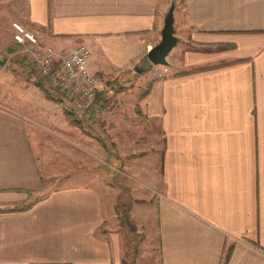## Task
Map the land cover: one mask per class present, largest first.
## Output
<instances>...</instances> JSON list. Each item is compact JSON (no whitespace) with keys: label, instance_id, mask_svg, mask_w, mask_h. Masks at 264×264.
I'll use <instances>...</instances> for the list:
<instances>
[{"label":"crops","instance_id":"obj_1","mask_svg":"<svg viewBox=\"0 0 264 264\" xmlns=\"http://www.w3.org/2000/svg\"><path fill=\"white\" fill-rule=\"evenodd\" d=\"M172 1L0 0V264H264V0H175L176 34L191 46L163 79L145 69L139 100L138 68ZM14 21L59 52L85 44L90 71L138 100L89 116L102 132L85 136L35 75L34 85L4 80L10 66L26 70ZM83 141L109 161L115 150L119 170L150 184L133 187L143 243L130 263L94 160L81 155L91 171L68 168ZM56 143L71 153L52 157Z\"/></svg>","mask_w":264,"mask_h":264},{"label":"rangeland","instance_id":"obj_2","mask_svg":"<svg viewBox=\"0 0 264 264\" xmlns=\"http://www.w3.org/2000/svg\"><path fill=\"white\" fill-rule=\"evenodd\" d=\"M12 24H13V22H12ZM12 28H13V25H12ZM28 30H30V29H28ZM30 31H32V30H30ZM32 32H34V31H32ZM14 33H15V31H14ZM36 35L38 36L37 33H36ZM176 35L180 38V41L175 46V48L172 50V52L169 56L170 65L168 67H166V66L165 67L153 66V65H151V63L148 62V65H146L142 68H138L141 70V73H140L141 76H138V84L143 86V89L141 90V92H143V94L140 97H139V94H137L136 90H133V91L129 90L128 91V89L130 88L129 85H124L123 83L119 82L118 80L108 81L107 83H104V79H102V77H101V80H102L101 87L103 90H102V93H100V94H102L101 95L102 97L105 94V102L100 101V104L103 103L104 105H106V107L108 109V108L114 107V105L116 103H118L119 101H121L122 99L127 101V102L133 103L136 100H138V97H139V100H140V98L142 99L143 95L145 97V95H147L149 92V86H150L149 79L146 77L147 71H145V69L149 68L148 69V73H149L148 76L149 77H150V75H153L156 78L163 79L167 75L164 77L163 76L160 77L159 71L164 72L163 70L166 68V69H168V73H169V67L171 66V62L179 61L181 54L186 49H189V46H191L190 44H188L186 37L184 35H182V34H176ZM13 39H14V35H13ZM20 49L22 51L21 47H20ZM22 53L25 55V57L23 59L24 67H26L25 72H20V73H17L16 71L13 72L12 67L10 66L7 69L8 72L5 73L6 76H4V80L6 82H8L9 84H10V82H12V83H14V85H19V84L24 85L26 83L28 85L37 84V83H35V77H34L35 72L31 66L30 61H29V55L24 53V52H22ZM171 57H172V59H171ZM19 69H20V67H19ZM133 82L134 81H131L132 85L135 84V83L133 84ZM40 83L44 86L42 81H40ZM123 86H125L126 88ZM125 91H127V92H125ZM54 94H57V93H54ZM100 94H98V96ZM120 95H121V98H119ZM97 100H98V98H97ZM106 113H107V110H106L105 114ZM89 116L86 115V116L79 117V116L74 114V116H72V118H74L76 120L78 119L80 121L79 122L80 124H75V123H73V124L75 126H77L78 128H80L84 132L85 136L93 135L94 137H97V136L100 137V133L102 132L101 121H100L101 119H99L98 121H92L90 119V121H88ZM138 117H140V115H138L137 108L134 106L130 107V110L127 111V117L126 118L130 120V124L132 126H134L136 124L135 120ZM69 120L71 121V119H69ZM149 128L150 127H148V129ZM132 129H134V127H132ZM135 136L136 135H133V134L127 135L126 143L128 144V146L129 145H132V147L135 146V144L137 143V142H135V138H136ZM101 138H102V136H101ZM48 142L54 144V141L50 142V139L48 140ZM106 142H109V141L106 140ZM58 144H60V143H58ZM58 144L55 147V148H57L58 152H56V154H55V152H53L52 157H58L59 158L60 155L65 156V155H67V153L68 154L71 153L70 151H68L69 146H65L63 144L58 145ZM82 145H83V148L80 147V149H82L83 151L81 150L80 151L81 153L79 154L80 165H78L79 161L78 162L72 161V163L70 164V166L68 168H70L72 171L79 172V171H82L86 167L89 171H91L90 165H87L88 166L87 167L86 164L81 162L83 159V156H81V155L83 154L86 157H89L88 158L89 161H90L91 157L94 160V167H93L94 173L93 174L95 175L96 186L100 187L101 190L103 192H105L106 197H108V195H110L111 198H116V205H115L114 209H115V213L118 215V220L115 222L116 224L114 226V229L116 231L120 232V234L122 235V243H123L122 246L124 247V258L127 260V262L130 263L131 259L133 258V255H134V248H135L136 244L138 247V251L140 252V250L142 248V243H143L142 234L137 232V228L134 225V222H132L130 220V217H131L130 209H131L133 203L135 202V198H134L135 194L134 193H136V192H134L133 187L138 186V188H140V189H146L147 192H151L152 190L150 189V186H149L150 184L148 181L143 180V178L142 179L140 177L137 178L131 172L129 174H124L122 172L123 171L122 168L124 166L123 165V159L122 158L118 159L119 156L115 150H113L115 153L113 154V156L110 158V161H109L108 159H106V157H104L102 155L101 156L98 154H95V155L89 154L88 155V153L86 151V146H87L86 141H83ZM63 148H66V150ZM108 149H111V148L109 147ZM63 159L66 160V158H63ZM104 166L106 167V171H103ZM119 169H121L122 171ZM109 183L114 184V186L116 188L110 187V189H104L103 190L102 189L103 186L104 187L106 185L110 186ZM117 188H119L121 190H119ZM154 192H155V194H157V193L159 194V191H157V190ZM139 193H141V192H139ZM139 193H137V194H139ZM117 210H119L118 211L119 213L117 212ZM102 231L104 232L103 229H102ZM130 264H134V261L132 260V263H130Z\"/></svg>","mask_w":264,"mask_h":264},{"label":"built area","instance_id":"obj_3","mask_svg":"<svg viewBox=\"0 0 264 264\" xmlns=\"http://www.w3.org/2000/svg\"><path fill=\"white\" fill-rule=\"evenodd\" d=\"M14 41L29 55V61L38 80L48 91L59 93L65 106L75 115L96 118L105 114L107 107L97 101L102 93V80L89 68L91 50L80 44L67 52H59L47 45L36 33L20 22H13ZM165 67V66H162ZM159 76L168 74V69Z\"/></svg>","mask_w":264,"mask_h":264},{"label":"water","instance_id":"obj_4","mask_svg":"<svg viewBox=\"0 0 264 264\" xmlns=\"http://www.w3.org/2000/svg\"><path fill=\"white\" fill-rule=\"evenodd\" d=\"M175 7L176 1L173 0L164 16L160 41L152 46L146 54L147 62L151 63L153 66L168 67L170 65L169 56L180 41V38L176 35V29L174 27ZM4 64L5 61L0 59V65Z\"/></svg>","mask_w":264,"mask_h":264},{"label":"trees","instance_id":"obj_5","mask_svg":"<svg viewBox=\"0 0 264 264\" xmlns=\"http://www.w3.org/2000/svg\"><path fill=\"white\" fill-rule=\"evenodd\" d=\"M40 88H42L41 87V83H38L37 84ZM123 87H125V86H123ZM126 88V87H125ZM102 94H100L99 96H98V102H100V101H103V102H105V94L103 95V97L101 96ZM47 96H48V98L50 99V100H52V101H54V102H56V103H59L60 105H62L63 106V108H64V114L66 115V117L68 118V119H71V122L72 123H75V124H80L79 122V120L77 119H74V118H72V116H74V114L64 105V98H63V96L62 95H60L59 93H57V94H51V93H48L47 92ZM143 98V97H142ZM119 207V206H118ZM119 210H117V212H118ZM119 213V212H118ZM225 259L227 260L228 258H227V256L225 257Z\"/></svg>","mask_w":264,"mask_h":264}]
</instances>
